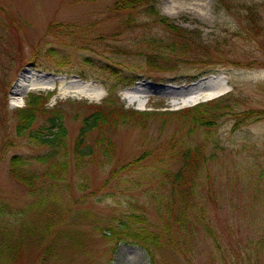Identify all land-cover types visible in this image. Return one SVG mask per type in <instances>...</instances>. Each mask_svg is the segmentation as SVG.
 I'll use <instances>...</instances> for the list:
<instances>
[{"label":"rangeland","instance_id":"obj_1","mask_svg":"<svg viewBox=\"0 0 264 264\" xmlns=\"http://www.w3.org/2000/svg\"><path fill=\"white\" fill-rule=\"evenodd\" d=\"M117 1L0 0V208L5 218L0 243L9 235L4 238L16 239L24 249L13 261L9 251L0 250L2 261L41 264L44 245H53L48 264H152L144 246L115 241L104 232L118 221L123 208L145 213L152 229L161 224L153 194L156 181L126 190L138 173L132 162L149 152L141 162L144 167L174 166V157L168 155L180 144L207 142L208 160L188 197L195 203V232L183 237L185 231L173 224V231L187 241L181 248L191 242L193 251L178 255L162 247L155 264H264V216L257 201L264 196V117L233 130L238 115L226 114L207 135L189 121L181 122L182 112L170 113L230 91L240 112L264 109V0H160L161 14L191 31L199 49L220 61L208 72L193 62L172 72L141 69L145 56L134 45L143 21L135 15L129 19L128 12L116 9ZM148 20L152 28L147 31L166 33L154 17ZM21 79L27 90L14 95ZM113 86L123 105L154 112L157 118L107 127L114 144L111 155L96 153L78 170L72 155L74 137L90 112L80 103H102ZM134 87L144 93L132 101ZM198 91L208 93L196 99ZM32 92L52 93L47 107L64 109L71 153L70 174L62 181H47L35 193L10 175L13 155L30 158L35 153L17 134L15 116ZM213 152L216 164L209 156ZM121 178L131 181L121 183ZM42 197H55L57 203L54 230L44 231V236V219L31 211ZM250 203L254 208L247 207ZM27 225L39 227V232L23 235ZM23 239L29 241L23 244Z\"/></svg>","mask_w":264,"mask_h":264},{"label":"trees","instance_id":"obj_2","mask_svg":"<svg viewBox=\"0 0 264 264\" xmlns=\"http://www.w3.org/2000/svg\"><path fill=\"white\" fill-rule=\"evenodd\" d=\"M218 1L225 4V0ZM159 2L160 0H118L115 4L116 9L128 12V17L131 15L129 19L133 20L132 16L135 15L138 20L143 21L144 30L137 35L134 45L136 52L139 51L145 56L140 68L147 67L148 69L172 72L187 63L193 62L203 64L206 72L213 70L220 61L209 55V52L205 53L199 49L200 45H197L199 43L195 42L194 37L190 35L191 31L180 27L174 20L161 14L157 8ZM149 17H154L153 22L160 23L166 29V33L159 35L154 31H147L146 29L152 28L151 22L148 20ZM115 88L116 86L112 87L111 92L102 103H80L87 107L90 112L83 117L79 133L74 137L72 149L74 152L72 155L75 168L78 170L84 167L85 158H92L96 153L98 156L108 157V155H111L114 144L107 135V131L111 129V126L134 123L138 120L145 124L147 121L157 118L156 116L153 117L154 112L139 111L123 105L119 95L116 94ZM233 93V91H230L227 95L219 96L208 102L198 103L192 108L181 111H178V109L170 113L181 114L182 112L181 122L186 123L189 121L194 127L204 129L207 135L210 134V128L215 127L220 118L226 114L238 115L233 130H238L244 124L264 117V109L240 112L237 108L238 103L232 100ZM51 95L52 93L47 95L42 92L30 93L27 96L26 105L17 108V115H15L17 134L24 137L28 144L35 148V153L30 158H25L20 153L19 155H13L10 159V175L19 184L28 187L32 193H35L37 188L47 181H62L70 174L69 131L65 125L64 109L60 105L52 108L47 107L46 104ZM189 110L193 112L188 113ZM95 131H98V133L94 134ZM207 147V142L200 145L193 143L180 144L178 149L168 155L171 159L174 157V166L168 163L155 165L153 169H150L149 166L144 167L141 162L149 152L144 155L145 157L140 156L133 161L132 167L133 170L138 172L137 176L132 179L133 181L123 178L120 181L121 183L131 181V184L126 188L128 191L133 187L138 188L145 185V180H149V182L156 181V189H152L155 190L153 194L158 201L156 211L160 215L161 224L157 229H152L150 228L151 222H149L145 213H138L131 209L126 211L123 208L118 221L110 223L108 228L104 229L105 235H110L115 241L125 240L144 246L150 254L152 264L156 262V252L162 247L172 250V253L178 255L183 250L192 252L191 242L185 248H181V243L187 242L186 240L182 241L183 237L195 232L194 226L193 229L191 227L193 221L191 212L193 208L195 209V203H191L188 197L193 190V186L199 181L201 166L208 160L205 150ZM209 156L211 160L213 159L214 164L218 162L217 153L213 152ZM248 170L255 172L256 169L250 166ZM260 175H263V172ZM42 191L44 192V190ZM262 194L264 195V191ZM258 199H261L256 200L262 205L260 211L262 212L261 215L264 216V196L261 195ZM56 204L55 197L46 201L42 197V199L35 202V205H32V215L37 219H44L45 226L40 228V232L42 231L40 235L44 236V231L52 232L54 230L57 219L56 210L54 209ZM253 206H255V203L247 205L250 208ZM2 211H4L3 208H0V225L1 219H5L2 217ZM27 211L29 212V207ZM194 212L195 210H193ZM162 215L165 216L164 221ZM174 222L179 224L181 232L185 231L183 237L181 233L173 231ZM36 232H39V227L35 225H27V230L24 227L22 229L23 235H31V233L35 234ZM8 236L4 235V237ZM4 237L0 243V250L9 251L11 261L21 257L24 250L22 249V243L16 241V239L9 240ZM37 238L43 239L42 236ZM19 241L24 244V241L29 240ZM54 251L53 245H44L41 264H48L54 257ZM1 254L2 252H0V264H4ZM109 254L112 258V251Z\"/></svg>","mask_w":264,"mask_h":264},{"label":"bare ground","instance_id":"obj_3","mask_svg":"<svg viewBox=\"0 0 264 264\" xmlns=\"http://www.w3.org/2000/svg\"><path fill=\"white\" fill-rule=\"evenodd\" d=\"M201 82H203V81H201ZM27 87H28V85L27 84L25 85L21 79V80L17 81L15 86L13 87V89H14L13 94L22 96L25 93V91L27 90ZM224 89H226V88H224ZM142 93H144V91L142 89H140L139 87H134V89H132V93H131V100L134 101V99H137L138 97L143 96ZM207 93H208V91H205V92L204 91L203 92L198 91L196 94V99H198L199 97H202L203 95L206 96ZM207 97H208V95H207Z\"/></svg>","mask_w":264,"mask_h":264}]
</instances>
